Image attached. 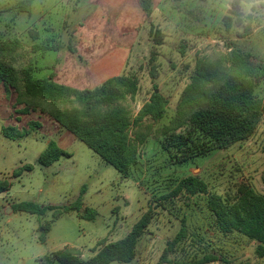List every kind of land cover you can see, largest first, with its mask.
<instances>
[{"label": "rangeland", "instance_id": "obj_1", "mask_svg": "<svg viewBox=\"0 0 264 264\" xmlns=\"http://www.w3.org/2000/svg\"><path fill=\"white\" fill-rule=\"evenodd\" d=\"M18 1L0 0V34L21 40L19 69L33 64L39 69L36 79L55 75L59 83L77 89H94L123 72L136 74L141 83L133 103L136 113L155 86L170 100L163 120L146 121L154 132L176 115L196 60L227 53L229 42L252 54L262 66L256 91L264 98V0H149L150 17L141 0H37L31 13L11 9ZM225 16L234 20L230 31ZM151 24L163 34L161 46L150 37ZM32 31L38 33L37 40ZM47 43L59 49L33 52L34 44ZM13 103V95L0 89V182L11 184L8 191L0 193V264H48L54 252L66 248L78 249L82 258L88 259L99 241L123 239L148 208L155 207V196L170 192L190 175L199 176L218 194L230 192L244 180L264 193V119L250 140L185 165L169 161L154 133L142 148L132 177L123 179L46 116L41 119L44 132L23 135L27 123L40 115L15 114ZM7 127L14 129L7 131L12 138L3 133ZM50 141L71 157L42 167L38 158ZM26 165L33 170L12 178L16 169ZM83 185L84 208L96 211L91 220L71 212L53 221L51 212L37 216L12 209L22 202L68 206L79 198ZM203 198H192V207L185 208L195 233L169 256L174 264H195L212 252L223 259L210 264H261L254 255L255 244L243 237L203 236L202 230L208 228L207 214L201 208ZM155 212L131 264H157L180 229V214L175 217V213L161 209ZM48 224L51 230L42 243L40 235Z\"/></svg>", "mask_w": 264, "mask_h": 264}, {"label": "trees", "instance_id": "obj_2", "mask_svg": "<svg viewBox=\"0 0 264 264\" xmlns=\"http://www.w3.org/2000/svg\"><path fill=\"white\" fill-rule=\"evenodd\" d=\"M36 1L20 0L11 9L17 13H31ZM141 2L143 10L150 17V1ZM224 22L227 31L232 30L233 18L225 16ZM31 35L34 40L38 39L37 32L32 31ZM150 37L156 46L163 44V34L154 24H151ZM228 46L230 50L227 53L196 60L182 91L176 115L168 125L155 132L153 125L146 121L160 122L166 117L170 105V100L157 91V86L136 113L133 103L141 92L138 75L123 72L94 89H77L60 84L55 80V75L48 79H36L35 73L39 69L33 64L21 69L16 65L23 49L21 40L7 39L1 34L0 89L13 95L15 114L40 115L38 120L27 123L23 135L44 132L41 119L46 116L60 130L70 133L99 155L123 179H129L133 168L139 163L142 148L154 133L163 153L176 165L194 163L217 151L246 142L255 135L264 119V98L256 91L262 66L253 60L252 54L241 50L233 42H229ZM58 49V46L50 43L32 46L34 53ZM15 120L19 121V118ZM11 129L14 130L13 127L3 129L8 138L13 137L7 132ZM61 157L71 155L55 141H50L39 156L38 163L42 167H50ZM32 170V166H23L13 172L12 178ZM262 184L264 188V171ZM10 185L6 180L1 181L0 193L8 191ZM85 194L86 185H83L79 198L68 206H40L34 202H22L14 204L12 209L37 216L51 212L53 221L71 212L91 220L96 216V211L84 208ZM194 197H204L201 208L207 214L208 228L202 230L203 236L210 234L223 239L243 237L255 244L254 255L264 264V193L258 192L244 180L230 192L218 194L211 192L209 185L199 176L191 175L178 181L170 192L155 196V207H149L123 239L99 241L92 250L94 255L88 259L82 258L80 250L66 248L54 252L47 260L48 264H131L136 258L139 241L155 218L156 209L175 213V217L181 216L178 233L168 242L157 263L174 264L169 256L195 233L193 224L189 223L184 213L185 208L192 207L191 199ZM50 230L49 224L43 227L40 235L42 243ZM221 258L212 252L195 264L215 263Z\"/></svg>", "mask_w": 264, "mask_h": 264}, {"label": "crops", "instance_id": "obj_3", "mask_svg": "<svg viewBox=\"0 0 264 264\" xmlns=\"http://www.w3.org/2000/svg\"><path fill=\"white\" fill-rule=\"evenodd\" d=\"M127 61V60H126ZM126 64V63H125ZM113 77H115V76H113ZM112 78V77H111ZM110 79V78H109ZM57 81V80H56ZM58 82V81H57ZM59 83V82H58ZM61 84V83H60ZM65 85V84H64Z\"/></svg>", "mask_w": 264, "mask_h": 264}]
</instances>
